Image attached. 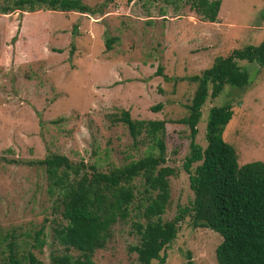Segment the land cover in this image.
Wrapping results in <instances>:
<instances>
[{"label": "rangeland", "instance_id": "obj_1", "mask_svg": "<svg viewBox=\"0 0 264 264\" xmlns=\"http://www.w3.org/2000/svg\"><path fill=\"white\" fill-rule=\"evenodd\" d=\"M81 1L94 13L44 6L0 13V264L10 241L19 254L30 250L46 264L51 253L63 250L53 238V227L63 220L47 191L46 173L29 161L59 153L107 171L142 156L145 146L134 145L126 126L114 122L121 109L133 119L182 117L195 88L184 77L264 36V0H220L215 22L200 20L187 0ZM9 4L0 0V8ZM107 37L114 38L109 50ZM238 64L248 71L249 83L224 85L215 98L206 99L195 141L205 144L208 108L228 102L232 116L222 137L240 165L264 160V66ZM157 103L161 109L153 110ZM188 141L187 126L166 121V164L174 173L163 220L193 198L182 167ZM134 182L139 187V179ZM135 219L131 209L126 220L111 226L104 247L92 255L93 264H137L129 248L138 242L131 225ZM39 229L42 245L33 247ZM220 240L209 228L193 227L186 214L161 253L166 255L162 264H186V253L194 264H216Z\"/></svg>", "mask_w": 264, "mask_h": 264}, {"label": "trees", "instance_id": "obj_2", "mask_svg": "<svg viewBox=\"0 0 264 264\" xmlns=\"http://www.w3.org/2000/svg\"><path fill=\"white\" fill-rule=\"evenodd\" d=\"M187 2L200 20L216 21L220 0ZM42 6L79 13L95 11L81 0H10L9 5L0 8V13L14 9L33 11ZM261 10L264 15V4ZM113 40V37L105 39L106 50L111 48ZM73 49L71 41L68 53ZM239 60L264 66V36L257 44L215 56L199 74L184 77L194 82L195 88L182 117L133 119L128 110L121 109L114 122L126 126L134 145L145 146L140 157L107 171L98 170L94 164L72 162L59 153L29 161L43 167L47 191L54 195L63 220L53 227V238L63 250L51 253L48 264H93L92 255L104 247L111 226L118 220H126L131 209L136 215L131 225L138 242L129 248L135 252L137 264H153L154 259L164 262L166 255L161 253L175 238L178 222L186 214L193 227L209 228L220 235L214 250L216 264H264V160L237 163L235 149L222 137L232 116L228 102L208 108L205 144L195 141L196 124L206 99L215 98L224 85L242 88L249 83L248 71L238 64ZM161 107L162 103H157L151 108ZM166 121L188 128V150L182 167L188 173L193 198L189 206L178 207L172 218L163 220L169 200L168 179L174 173L166 164ZM136 178L139 187L134 182ZM40 232V229L35 232L33 247L42 245L38 239ZM6 247L5 264H46L30 250L19 254L14 242H7ZM70 250L78 253L74 255ZM186 256V264H194L189 253Z\"/></svg>", "mask_w": 264, "mask_h": 264}]
</instances>
